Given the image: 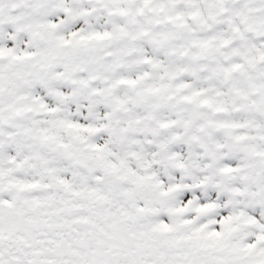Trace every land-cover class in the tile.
<instances>
[{
	"label": "snow or ice",
	"instance_id": "obj_1",
	"mask_svg": "<svg viewBox=\"0 0 264 264\" xmlns=\"http://www.w3.org/2000/svg\"><path fill=\"white\" fill-rule=\"evenodd\" d=\"M0 264H264V0H0Z\"/></svg>",
	"mask_w": 264,
	"mask_h": 264
}]
</instances>
